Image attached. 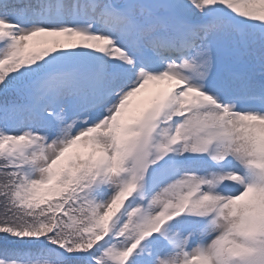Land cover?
Instances as JSON below:
<instances>
[{
  "label": "snow or ice",
  "instance_id": "1",
  "mask_svg": "<svg viewBox=\"0 0 264 264\" xmlns=\"http://www.w3.org/2000/svg\"><path fill=\"white\" fill-rule=\"evenodd\" d=\"M0 264H264V0H0Z\"/></svg>",
  "mask_w": 264,
  "mask_h": 264
},
{
  "label": "rangeland",
  "instance_id": "2",
  "mask_svg": "<svg viewBox=\"0 0 264 264\" xmlns=\"http://www.w3.org/2000/svg\"><path fill=\"white\" fill-rule=\"evenodd\" d=\"M39 45L37 44V42L35 41V39L33 41L30 42L29 47H38ZM159 91L158 88H148V90L144 93L138 94L137 97L133 98V108H135L141 101L145 100L149 95L154 94L155 92ZM81 151H85V149H82Z\"/></svg>",
  "mask_w": 264,
  "mask_h": 264
}]
</instances>
